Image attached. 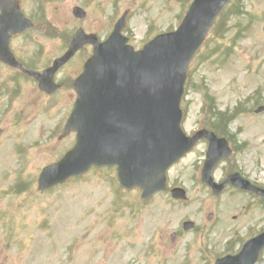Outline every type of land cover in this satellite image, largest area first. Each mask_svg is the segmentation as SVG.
Returning <instances> with one entry per match:
<instances>
[{
  "label": "rangeland",
  "instance_id": "1",
  "mask_svg": "<svg viewBox=\"0 0 264 264\" xmlns=\"http://www.w3.org/2000/svg\"><path fill=\"white\" fill-rule=\"evenodd\" d=\"M192 2L23 0L19 7L34 26L11 40V50L42 71L66 51L78 28L103 40L125 12L123 34L140 49L176 29ZM76 6L87 13L85 20L72 16ZM91 53L86 48L74 54L48 96L0 65V264H212L264 232V199L230 186L214 197L201 183L206 142L172 166L168 189L148 200L140 199L138 189L123 190L115 168L91 169L64 186L38 192L40 170L75 144L73 133L58 137L76 99L73 83ZM260 107L264 0H232L192 62L181 102L187 135L206 130L225 138L232 150L214 169V182L238 173L264 187ZM174 187L186 191V201L171 199ZM184 222L193 224L191 231L183 232ZM258 264H264V253Z\"/></svg>",
  "mask_w": 264,
  "mask_h": 264
},
{
  "label": "water",
  "instance_id": "2",
  "mask_svg": "<svg viewBox=\"0 0 264 264\" xmlns=\"http://www.w3.org/2000/svg\"><path fill=\"white\" fill-rule=\"evenodd\" d=\"M202 34H200V38ZM191 36L192 29L188 28L184 33L162 42L168 51L181 57L179 59L181 75L188 61V58H185V48ZM88 65L94 67L98 65L97 71L100 73L96 74H101L102 77L108 79L118 97L119 104L123 106L122 109L129 115V119L126 122L127 129L122 131L123 136L114 145L113 143L109 144L105 139H103L102 145L100 143L97 145L94 135L90 132L91 127L95 124L93 120L95 105L88 103L87 95L84 92L80 112H77L73 117L76 119L83 116L81 127L84 135L80 133L79 145L75 149L80 166H85L80 170H84L91 164L117 163L119 164V178L124 186L140 185L144 189L145 197L154 191L163 189L164 178L162 175L165 168L163 166L168 160L165 156L174 153L181 146V151L189 150L192 146L191 142L196 140L184 139L176 128L178 116L174 108V101L180 78L175 75L163 77L161 71L142 66L140 79L137 80L136 76L129 72L132 64L128 62L126 56L118 52L114 53L112 65L107 57L92 60ZM122 70H128V72H120ZM87 75L85 73L78 81L77 87L88 83ZM100 91L97 105H100L101 110H104L110 105L111 97H106L104 89H100ZM138 91H140V100L137 97ZM74 128L71 124L68 129L73 130ZM75 129L79 131L77 127ZM223 155L221 158L224 157ZM69 157L73 159L74 153L71 152ZM221 158L218 154L217 142L213 141L208 166L204 171L205 182L210 183L209 173ZM80 166L76 167L80 168ZM72 168L73 166H62L58 170L52 171L54 177L51 178L53 175H48L46 181L43 177L48 170L44 175L42 174L40 189L47 188L57 181L60 182V179L65 176L63 173L74 170Z\"/></svg>",
  "mask_w": 264,
  "mask_h": 264
}]
</instances>
